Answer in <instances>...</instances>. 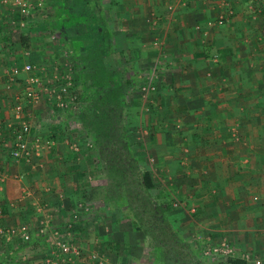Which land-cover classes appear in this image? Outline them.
<instances>
[{"label": "rangeland", "instance_id": "rangeland-1", "mask_svg": "<svg viewBox=\"0 0 264 264\" xmlns=\"http://www.w3.org/2000/svg\"><path fill=\"white\" fill-rule=\"evenodd\" d=\"M247 4L253 14L264 12V6L255 0H248ZM55 5L57 0H46L41 17L47 18L46 21L14 25L11 20L15 12L7 9L0 24L1 31L8 33L0 41V61L5 64L4 68L30 64L42 82L36 103L21 101L35 134L33 140H37L30 142V146L36 150L31 165L47 161L45 171H37L50 181L47 193L53 194L57 201L53 202L55 208L51 212L54 219L50 216L44 218L52 219L54 225L61 228L57 238L68 242L72 251L78 253L63 260L50 234L45 235L44 245L40 243L23 249L25 259L29 258L27 262L34 258L37 261L35 264H40L46 258L57 255L59 264H139L137 261L143 264H165L158 261V258L164 260L172 245L169 237L175 236L187 242L193 249V257L205 264H228L229 259H241L246 264H254L256 261L264 264V258L257 252L238 249V241L233 243L227 233L221 236V231L214 225L217 218L214 214V199L202 202L187 196L188 188L196 185L216 193L213 166H201L195 161L198 156L202 158L198 159L201 162L204 159L217 161L216 149L222 145L217 129L203 126L205 131L202 133L198 126L190 129L189 124L196 117L193 115L205 111L206 103L203 105L202 102L206 92L210 91H206L202 84H194L195 87L185 84L186 79L196 83L192 81L196 77L188 71L190 65L187 60H176L160 52L158 40L133 38L128 41L124 37L117 38L116 24L111 28L112 38L109 40L89 38V44L83 46V56L74 53L63 57L59 51L64 42L58 40L59 35L52 21L48 22L51 14L52 17L55 15ZM107 44L111 55L103 56ZM64 47L69 49L66 44ZM93 51H99V57L104 60L101 67L91 62L93 59L88 56V52ZM212 60L217 62V56ZM203 64L204 61L201 62ZM59 73L68 74L72 82L69 94L63 99H58L57 89H53L54 77ZM207 76L214 81L211 73H207ZM3 88L4 101L0 105V118L9 117V129L12 131L15 122L10 117H13L14 98L22 92L23 86L18 81L11 90H6L5 86ZM196 88L199 103H192ZM213 90L223 92L219 88ZM257 108V115L254 114L253 118L258 122V115L264 116V105H257ZM247 109L240 105L236 111L242 118L247 116ZM105 111H114L117 116L113 120L111 133L108 132L115 140L109 152V161L112 162L110 170L117 168L125 176L129 175L130 162H133V165L136 163L134 172L138 177L148 172L152 178L153 188L141 190L143 194L136 198L124 194L123 200L115 202L116 198L111 199L106 195L111 178L104 168V160H108L107 152L103 150L105 129L97 133L98 136L92 135V129L95 131L97 123L108 124V121L100 120V115ZM237 121L239 125L234 124V130L231 129L236 145L244 149L250 145L256 147L255 155H248L247 149L241 153L242 161L264 160V154L258 152L260 146L264 145V135L259 125H256V134L249 135L243 129H237L241 122H247L244 119ZM198 140L200 146L196 144ZM46 141H50L51 145L46 147ZM100 144L102 146L99 148ZM204 144L207 151L198 154ZM242 165L246 171L249 163L243 162ZM258 199L255 195L252 201L258 203ZM134 202L135 205L150 206L152 210L157 207L162 210L158 214V222L166 225L165 231L157 236L154 224L153 228L150 226L149 234L134 230L130 218L124 216L127 206H134ZM147 219L149 223L153 220L149 210L143 216V220ZM37 227L34 224L32 231V236L36 235V238ZM163 243H166L164 247ZM221 243L229 246L231 255L223 257L212 251L218 249ZM17 249L20 250V245ZM127 249L129 251L126 253ZM207 250H210L208 254ZM179 252L180 258L184 260L185 251ZM21 255V251L15 253L13 247L4 243L0 248V264H9V257L20 258ZM194 262L193 259L192 264ZM178 264H191L190 258Z\"/></svg>", "mask_w": 264, "mask_h": 264}, {"label": "crops", "instance_id": "crops-1", "mask_svg": "<svg viewBox=\"0 0 264 264\" xmlns=\"http://www.w3.org/2000/svg\"><path fill=\"white\" fill-rule=\"evenodd\" d=\"M247 2L248 0H57L55 15L52 17L51 14L48 22L52 21L53 28L59 35L58 40L64 42L59 51L63 57L74 53L83 56V46L89 44V38L109 40L112 38L111 28L116 24L117 38L124 37L128 41L158 40L160 52L175 59L187 60L188 66L190 65L188 71L193 73L191 76L196 77V80L192 78L196 83L186 79L185 84L192 87L202 84L206 91H210L206 92L202 102L209 107L203 104L205 111L193 115L196 117L194 123L189 124L190 129L198 126L201 133L205 131L203 126L217 129L222 142L216 149L217 161L204 159L201 162L200 156L195 161L201 166H213L216 193L205 191L196 185L188 188L187 196H193L195 201L202 202L214 199V214L217 217L214 225L221 231V236L229 234L233 243L238 241L237 248L257 252L264 258V160L242 161L241 153L247 149L248 155H255L256 147L250 145L244 149L237 146L232 131L234 124L239 125L237 119H244L247 123L241 122L237 129L241 128L249 135H254L255 128H258L256 125H259L264 135V116L258 115V122L253 118L254 114L257 115V105H264V75L261 74L264 73V12L260 15L253 14ZM169 7L172 8L171 11ZM7 9L0 4V24ZM228 9L233 11L229 21L222 26L214 25L213 22L226 14ZM40 20L48 19L43 16ZM208 22H211L209 26ZM196 24L208 29L206 43H203L200 33L194 31ZM0 32L1 41L8 33L1 29ZM84 40L86 43H83ZM65 44L69 49L64 47ZM108 47L107 44V51L102 52L103 56L111 55ZM214 56H217V62L212 60ZM203 61L205 64L201 65ZM4 67L5 64L0 61V105L4 101ZM207 73H211L214 81L206 77ZM214 88L223 92L217 93ZM197 91L196 88L192 103H199ZM240 105L248 107L245 111L247 116L242 118L236 111ZM11 118L13 117L10 120ZM8 121L9 117L0 118V228L17 229L26 225L34 234L33 225L37 224L38 235L33 238L44 245L45 235L61 230L54 225L51 213L55 208L53 202L56 203L57 198L47 193L50 181L38 173L40 170L45 171L48 163L44 161L39 165H31L10 158L13 130L9 129ZM196 144L200 146L199 140ZM205 150L204 144L197 153H204ZM258 152L264 154V145L260 146ZM243 162L249 163L246 171L243 170ZM43 191L45 192L42 193ZM255 195L259 197L258 203L252 201ZM200 209L202 210V206ZM45 216L52 218L49 228L44 227ZM41 228L43 234L39 232ZM21 244L24 242L18 236L5 244L13 247L15 253H22L20 258L9 257L7 262L37 263L34 258L27 262L29 258L25 259L23 249L28 247L26 245L24 248ZM2 245L4 242L0 237V248ZM19 245L20 250H15ZM137 262L143 264L141 261Z\"/></svg>", "mask_w": 264, "mask_h": 264}, {"label": "built area", "instance_id": "built-area-1", "mask_svg": "<svg viewBox=\"0 0 264 264\" xmlns=\"http://www.w3.org/2000/svg\"><path fill=\"white\" fill-rule=\"evenodd\" d=\"M258 4L264 6V0H255ZM46 0H0V4L4 7H7L11 11L15 12V17L11 20V24H20L27 25L29 23L38 22L42 14L44 12ZM170 11L171 7L168 8ZM233 16L232 9H228L226 14L219 16L215 21L214 25L222 26L227 21H229L230 17ZM211 22H208V26ZM195 30L200 33L203 43H206L209 37V31L206 28H203L200 25L195 26ZM5 88L6 90H11L13 86H16L18 81H21L23 86L22 92L19 95H15L14 103H13V118H14V128H13V136L11 142L10 149V158L14 161H21L32 164V157L35 154L36 150L34 146H30V142L34 141L33 136L35 135L32 131V126L28 122L26 118V114L24 111V105H22L21 101H26L28 104L36 103L38 101V94L42 88V82L39 76L36 75L33 67L30 64H24L22 66H12L10 68H5ZM53 83L55 87L53 89H57V98L63 99L66 95L69 94V90L71 88V80L68 74H57L54 77ZM53 90V91H54ZM63 97V98H62ZM39 143V140H38ZM45 145H51L50 141H46ZM35 146H39L38 144ZM31 162V163H30ZM41 209V208H40ZM39 209V211H40ZM44 227L49 228L50 220L47 219L44 221ZM43 225V223H42ZM40 233H44V231H39ZM54 247L61 256H63V260L66 258H70L72 254H78L77 252H73L71 249V245L68 242H63V240L58 239L59 231L55 230L53 233ZM16 236L20 237V241L24 243H28L32 239V233L29 231L26 225H22L15 228H0V237L3 239L5 244L10 243ZM210 250L206 251L208 254ZM215 254H219L220 256L226 257L231 255L232 250L226 243H221L218 249H212ZM60 259H58L57 255L55 257H49L43 260L42 264H59ZM254 264H260L259 261H256Z\"/></svg>", "mask_w": 264, "mask_h": 264}, {"label": "trees", "instance_id": "trees-1", "mask_svg": "<svg viewBox=\"0 0 264 264\" xmlns=\"http://www.w3.org/2000/svg\"><path fill=\"white\" fill-rule=\"evenodd\" d=\"M55 30V29H54ZM88 56H91V62L93 63H97V65L99 67H101L102 62L104 61L102 58L99 57V51L95 52H88ZM103 60V61H102ZM102 70V68H101ZM104 74L106 75V72L103 71ZM84 79V78H83ZM105 103V101H104ZM117 116L115 115L114 111H105L104 113H102L100 115V120H105L108 121V124H99V127L97 125V128L95 127V131L94 129H92L93 132V136H96L97 133H102V129H105V134H104V142L105 144L103 145V150H105L107 153L106 157L108 160H104V168L105 171L108 173L109 178H111V183H109V187H108V192L106 193L107 196H109L111 199H115L114 201H121L123 200L124 194L128 197H133L135 196L138 197L140 196V194H143V190L147 191L153 188V183H152V178L150 177L148 172L145 173H141L140 177H138L136 175V172H134V168L136 167V163L133 165V162H130V168H131V172L129 175H124L122 170H119L117 168H115L114 170H110L112 162L109 161V152L111 151V145L114 146L115 140L113 139L114 137H112L111 130H112V125H113V120L116 118ZM112 122V124H111ZM106 125H107V129H106ZM110 132V133H108ZM98 136V135H97ZM99 141L101 142V138L99 139ZM114 141V142H113ZM102 146V144H100L99 148ZM136 171V170H135ZM126 191H130V192H126ZM145 193V192H144ZM132 194V195H131ZM137 204V203H136ZM128 205V203L126 204ZM131 205V204H129ZM127 206V209H125V217L130 218V220L132 221V225H133V229L145 233V234H149L148 231L150 232V226L153 228V224H154V228L155 230L158 232V235L165 231L164 229L166 228L165 224H160L158 222L159 219V213L162 211H160V209L154 208V210L150 209V206H145L144 204L141 205H135L134 202V206ZM148 208V209H145ZM149 210V214L152 216L153 220L151 219L150 221H152L151 223H149V219L143 220V216L144 213ZM163 221V220H162ZM164 222V221H163ZM149 223V224H148ZM162 226L163 228L161 229ZM155 236V237H157ZM33 238V236H32ZM154 238V237H153ZM172 241V245L169 247L170 251H168V254H166L164 256V260L162 258H158V261L161 260V262L165 263V264H178L179 262H184V260H186L187 258H190V262L192 264L193 259L195 260V262L193 264H203L204 262H202L200 259H196L193 256V249L192 247L185 241H183L181 238L179 239L178 237L175 236H170L169 237ZM178 238V239H177ZM155 241V238L153 239ZM29 246H36V244H40L39 242H37V240L31 241L28 243ZM166 243H163V247L165 246ZM26 243L21 244L22 247H26ZM157 245V244H156ZM159 246V245H158ZM168 246V244H167ZM28 247V245H27ZM161 248V247H159ZM190 248L192 251H190ZM179 250H183L185 251V257L184 260L182 258H180V252ZM129 251V249H127L125 252L127 253ZM191 254V257H190ZM193 258V259H192ZM183 260V261H182ZM228 264H246L245 261L241 260V259H229ZM205 264V263H204Z\"/></svg>", "mask_w": 264, "mask_h": 264}]
</instances>
